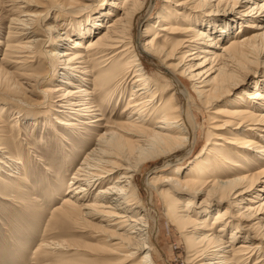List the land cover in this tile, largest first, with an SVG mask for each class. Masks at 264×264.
<instances>
[{"label":"bare ground","instance_id":"6f19581e","mask_svg":"<svg viewBox=\"0 0 264 264\" xmlns=\"http://www.w3.org/2000/svg\"><path fill=\"white\" fill-rule=\"evenodd\" d=\"M85 1L47 0V8H43L38 15L13 22L18 27L14 40L6 45L2 59L12 72L6 69L0 75V95H8L7 100L15 105L24 103L20 100L24 91H32L28 93L41 97L39 109L50 107L54 111L55 117L46 119L52 125L55 121L56 136L71 147L73 140L83 135L79 132L82 128L101 130L94 140L97 144L92 145L91 141L80 143L82 148L89 146L86 148L88 152L70 184L62 191L60 206L52 213L54 229L72 225L76 231L92 232L90 235L96 241L86 248L99 251L104 257L114 253L119 262L157 264L153 240L160 232L159 214L156 208L151 205L148 208L139 200L137 176L150 164L160 168V158L167 159L164 163L166 167L175 162L183 163L185 155L193 157L202 144L200 103L208 108L211 103L230 97L232 90L247 86L257 78L256 73H241L240 66L256 54L264 55V0H167L166 3L172 4L171 8L167 6L156 18V23L158 20L160 24L164 23L160 26L165 28H160V31H171L174 27L171 22L177 16L182 23L189 22L182 31L186 37L184 42L173 48L168 41L164 45L156 43L160 37L157 32L151 40L143 42L146 31H137L138 25L153 15L158 0H114L108 5H116L115 14L107 8L90 21L77 18L90 8H77ZM242 5H245L244 9L235 13ZM230 7L229 13L227 10ZM172 8H176V17L169 12ZM51 13H55L53 17ZM189 13L193 14L192 18H187ZM204 18L215 19V23ZM225 20L240 25V30L245 23L243 27L246 29L239 30L228 44L233 25L218 24ZM236 20L241 21L237 23ZM105 24L107 29L96 35ZM36 28L43 30L41 36L44 39H36ZM8 34V37L12 36ZM63 34L66 36L63 37ZM65 39L72 43L68 48H65ZM221 42L226 44L221 45ZM48 43L50 45L46 46ZM39 44L43 48L50 47V51L44 50L43 66L31 70L33 65L29 66L30 63L41 61L36 52ZM184 49H189L181 55L184 74H177L163 60H170ZM217 51H222V54H217ZM200 53L207 56L200 58L197 65L187 64L199 59L197 54ZM149 63L155 68L153 73L148 71ZM223 71H226L224 77ZM218 72V78H212ZM183 75H189V81ZM75 78L82 85L73 83ZM25 79L30 82L24 86L22 81ZM191 81L195 82L199 93L196 102L191 99L188 90V82ZM197 84L204 89L197 88ZM131 86L129 101L122 112L109 117L106 111L120 105ZM253 89L251 94L244 90L243 96H237L230 107L214 114L227 119L226 123H235L234 130L244 137L237 145L236 154L250 163L257 157L264 167V140H261L264 139V88L255 86ZM166 90H170L171 94L165 95ZM247 96H250L251 104L245 101ZM179 97L186 103H179ZM50 102L55 104L54 108ZM24 111L17 108L23 119L28 116ZM6 114L4 106L0 105V170L14 160L21 166H15L19 171L11 169L13 171L7 172L8 176L17 174L22 179L25 146L20 143L22 151L18 155L16 147L11 148L7 140L10 133H18L19 136L21 128L17 130L15 124H7ZM222 139L216 137V140ZM31 147L29 144L28 148ZM64 148V159L71 160L75 151L66 145ZM226 153L214 151L212 158L196 164L195 170L202 166L204 172L200 170V174L206 175L207 171L218 172L224 164L234 166V161ZM179 173L174 171L161 182L159 186H167V190L149 186L157 187L155 191L163 200L165 216L184 239L187 262L264 264V217L260 218L264 216V203L256 209L244 207L248 215L235 217L233 220H238V223L229 221L225 216L227 211H223L209 225V217L215 211H200L197 205L198 196L203 193L200 183L205 181L190 178L192 176L183 181ZM231 175L228 173L227 176ZM210 182L217 184L219 190L203 204L215 198H220L223 204V201L228 202L234 197L228 203L230 209H242L235 201L240 198L239 202L243 203L245 199L241 197L259 187H262L259 189L262 195L256 199L264 201V187L261 186L264 185V169L251 176ZM2 185L0 183V187ZM105 185L108 186L103 188ZM173 194L185 195L190 200L184 203L182 199L172 201ZM148 195H153L150 190ZM197 217L202 218L203 224L197 225ZM152 221L154 227L151 226ZM217 225L221 226L220 230H215ZM228 230H231L230 237H227ZM80 251L77 244L74 246L66 241H43L34 253V264H69L71 260L68 257H77Z\"/></svg>","mask_w":264,"mask_h":264},{"label":"rangeland","instance_id":"374dc122","mask_svg":"<svg viewBox=\"0 0 264 264\" xmlns=\"http://www.w3.org/2000/svg\"><path fill=\"white\" fill-rule=\"evenodd\" d=\"M111 1L114 0H87L83 2V4L77 5V8L85 7L83 8V10L88 8V6H90V8H88L87 11H84L81 15H77V18L90 21V18L99 16V14L101 12H104L107 8L111 10L110 13L115 14L116 5H108ZM166 1L167 0L157 1V8L155 9L153 15L151 17H148L147 19H145L146 21H143L140 25H138L137 31L138 33H144L146 31L144 33L145 37L143 42L151 40L153 38V34L157 32L160 37L156 39V43H158L159 45H164V43L168 41V44H171V48H173L179 46L182 42H184L186 37L184 36V33L182 31L184 30V28L188 27L189 22L187 21V23H182L181 19H179L178 16L176 17V8H172L169 10V12L172 17H176L173 22H171V25L174 27L171 31H160V28H165L164 26H160L161 24L164 25V23L160 24V20H158V23H156V18L164 8H166L167 6L171 8L170 5H172L171 3H166ZM47 4V0H0V75L5 72L6 69L12 72V68L10 69V67L5 66V61L2 59L5 53L4 51L6 50V45L9 41L14 40L13 35H15V29L18 27V25L13 22H15L16 19L20 18L27 19L26 16L29 15H38L43 8H47ZM244 7L245 5H242L241 7H238L234 12L236 13L238 11H242ZM231 9L232 7H230L227 12L230 13L231 11L229 10ZM54 14L55 13H51V17H53ZM189 14L187 18H192L193 14ZM204 19L207 22H211L212 20L211 23H215V19ZM236 21L238 23L241 20ZM230 22L231 21L225 20L221 23H218L219 25H233L232 35L231 38L227 41V44L231 41L232 38L236 37L238 31L240 30V25H234L233 22ZM106 25L107 24H105L96 35L106 30ZM243 26H241V30L245 29ZM34 32L37 34V40L44 39L43 36H41L44 34L42 29L36 28L34 29ZM8 33L12 34V36L8 37ZM247 33L248 30L245 34ZM244 35H239V37L243 38ZM65 36L66 34H63V37ZM69 42L70 41L66 39L64 40L65 48H68L67 46H71L70 44L72 43ZM223 44H226V42L222 43L221 45ZM48 45H50V43H48L46 46ZM38 46L39 47L36 52L38 54V57H40L39 60L41 61H39L38 63H30L29 66L33 65V68H30L31 70H34V68L38 69L43 66L41 64L44 61V50L47 49V51H50V47L43 48L41 44H39ZM199 47L200 46H197V48ZM188 50L189 49H184L182 51L180 50L173 57H171L170 60L163 61L165 64L170 66L174 72H177V74H184V68L180 63L181 55L186 54ZM216 53L220 55L222 54V51H217ZM197 55L200 56L199 59L191 61L187 64L197 65L200 62V58H204L205 56H207L206 54L202 53ZM221 63L222 61L220 62V64ZM147 68L149 69V72L151 71L150 73H153L155 71V68L151 63L147 65ZM240 68L242 71L241 73H256L257 78H254L252 81H250L247 86H239L238 89L232 90L230 97L217 100L214 103H211L208 108H206L205 104L200 103L199 107L201 109V119L199 128L202 144L198 148L196 154L193 157L185 155L186 159H183L185 160L183 161V163L179 164L178 162H175L172 165L166 167L164 166V163L167 159L160 158L158 159V166L160 165V168H156L154 164H150L137 176L136 186L137 191L139 192V200L142 201L143 204L145 203L144 205H146L148 208L150 207V205L151 207H154V209L156 208L159 214V218L157 217V219H159L160 232L157 238H154L153 240L157 252V258L155 259L157 264H189L187 262L188 254L185 246V241L177 231V229L171 224L169 219H167L168 217L165 216L163 200L159 198L155 191V189L161 184V182L165 178L169 177L174 171H180L179 178L183 181L188 179L189 176H192L190 177L192 179H202V181H205L200 183V186L203 189V193L198 196L197 205L199 207L198 210L200 211H215L209 217V225H211V223L213 222L212 220H214L218 214H222L223 211H227V214L225 216L227 219H229V221H235V223H238V220H233L235 217L237 218L240 214H243L242 218L243 216L248 215V213H245L244 207L250 206L252 207V209H256L260 204L264 203V201H259L258 199H256L257 197H259V195H262V193H260L259 191V189H262V187H259L257 190H253V192L249 193V195H244L243 197H241L245 199L243 203L239 202L240 198L235 201L239 206L238 208L242 209L237 210L236 207L232 210L230 209L228 203H231L234 197L229 199L228 202L223 201V204L220 203V198H215L214 200L210 201V203H202L204 200L208 201V198H213L216 192L219 190L217 184H214V182L210 181H226L237 177L251 176L257 171L264 169L263 164L261 163L262 161H258L257 157H250L252 159L254 158L253 163H250L248 159L244 160L243 156L240 157L236 154V150L238 149L237 145H240V142L242 141V139H244V137L237 134L236 130H234L235 123H226L224 121L227 119H225L221 115L214 114L225 107H230L232 101L236 100L237 96H243L242 92L244 90L246 91L247 89V91H249V93L251 94L254 92L253 88L255 86H263L264 88V55L256 54L253 56V58H248L244 61V63H242ZM225 73L226 71H223V77ZM219 75L220 72L214 74L212 78H218ZM183 76L186 78V80L189 81V75ZM78 77L80 78L81 76ZM72 81L75 84H81L76 82L78 81V79L76 80V78ZM29 82L30 81L26 79L22 81L24 86L29 84ZM194 83L195 82L192 81L188 82V90L191 99L196 102V100H199V93L195 88ZM199 85L197 84V88L204 89L202 85ZM131 91L132 86L127 90V95L120 103V105H118L117 107H110L106 111L109 117L112 116V114L119 115L122 112L124 106L129 101ZM28 92L32 91H24V95L20 96V100L24 102L20 104L21 106L17 104H11L7 100L8 95H0V105L2 107L4 106V109L7 113L6 123L10 125L15 124L14 127L17 128V130L18 128H21L19 136L18 133H10L7 139L8 143H10L11 148L16 147L15 152H19L18 155L22 151L20 143H23L25 146V155H23L22 157V162L24 163V165L22 164L24 168L22 170V179H19L21 177L17 176V174H15L14 177L8 176L7 172L16 170L15 166H21V164H16L14 160H11L8 166H5L3 170H0V183L3 184L2 186H4V188L2 186L0 187V264H34L35 251L43 241L49 240L66 241L70 244L72 243L74 246L77 244L78 247H80L81 251L77 256L79 258L68 257L71 260L69 264H127L128 262H119V257L115 256L114 253H109L106 257H104L103 253H100L99 251L87 249V245L95 243L96 241L95 237H92L90 235L92 234V232L88 234L86 232L83 233L80 231H76L74 227H72V225L67 226L68 228L59 227L57 229H54V222H52L51 219L52 213L57 207L60 206L62 202V191L66 189V187H68L72 180V177L83 163L86 152H88V149L86 148H89V146L82 148V144L80 143L91 141L92 145L94 143L97 144V141L94 140L97 138L96 135L99 134L101 130L98 132V128L94 129L92 127L90 129L89 127H86L88 128V130L90 129V131L85 133V131L88 130L82 128L79 132H83V135H81V137L79 138L77 137L78 139H76L75 137L76 140H73V144L71 147L70 144H66L67 142L64 143L63 140L56 136L55 131L57 130V125L55 121H53L54 123L52 125L46 119L49 118V116L55 117L53 116L54 111H51L49 109L50 107L39 109V106L42 103V98ZM164 94L167 96L170 95V90H166ZM63 95H65V92L63 93ZM178 100L179 103H186L185 100L182 101L181 97H179ZM245 101L247 102V104H251L250 96H247L245 98ZM25 103L28 105L27 108L25 107ZM49 104L53 105L52 108H54V103L50 102ZM49 104H47V106H50ZM18 107H20L21 109L23 108V110H25L24 112L26 113L25 115H28L24 116L25 119H23L22 113L20 114L17 112ZM13 118L15 120L13 121V123H10ZM114 118L115 116H113V119ZM217 136L222 137L223 139L216 140ZM13 140H15V143H13ZM254 141L256 143L262 142L258 140ZM29 144L32 145L31 148H28ZM64 145H66L70 150L73 149L75 151V154H73L71 160L64 159L65 157H63L62 155V153H65L66 150L64 148ZM76 145L77 147L76 149H74V146ZM214 145H216V147ZM222 145L228 146V148H224V146ZM229 147L231 148L229 149ZM214 151H226L227 156L234 161L232 163L234 166H231L230 164H224V166H222L221 169L216 173L207 171L205 173L206 175L200 174V170L204 172L202 166L198 171L195 170L194 166L199 162L210 160ZM4 154L6 155V153H3V155ZM46 168L51 171H48ZM192 172L195 174L193 175ZM228 173H231L232 177H228ZM150 184L151 186L157 187L153 188L149 186ZM107 186L108 185H105L103 188H106ZM261 186L264 187V185ZM158 188L160 190L168 189L167 186H159ZM149 190L150 192H152V196L148 195ZM170 192L172 191L170 190ZM172 196V201L182 199V202L184 203L190 200V198L185 195L173 194ZM182 207L183 205L181 206V208ZM151 212L153 213V215H155L153 209H151ZM262 217L264 216H261L260 218ZM197 218V225L203 224L202 218ZM153 221L155 223L154 219ZM153 221L151 222L152 227H154ZM220 228L221 226L217 225L215 227V230H220ZM191 230L192 229H189V231ZM204 232L206 233V231H203V233ZM230 233L231 230H228L227 237H230Z\"/></svg>","mask_w":264,"mask_h":264}]
</instances>
